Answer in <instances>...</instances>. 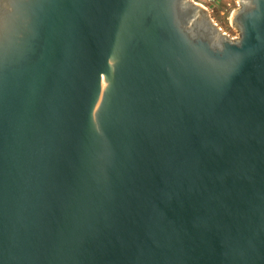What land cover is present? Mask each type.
I'll return each instance as SVG.
<instances>
[{"label": "water", "instance_id": "1", "mask_svg": "<svg viewBox=\"0 0 264 264\" xmlns=\"http://www.w3.org/2000/svg\"><path fill=\"white\" fill-rule=\"evenodd\" d=\"M204 20L0 0V264H264V0Z\"/></svg>", "mask_w": 264, "mask_h": 264}, {"label": "rangeland", "instance_id": "2", "mask_svg": "<svg viewBox=\"0 0 264 264\" xmlns=\"http://www.w3.org/2000/svg\"><path fill=\"white\" fill-rule=\"evenodd\" d=\"M204 6L213 29L220 31L223 36L225 33L229 37L239 36L241 28L234 23V19L241 10V0H220L211 6ZM200 8L203 6L200 5Z\"/></svg>", "mask_w": 264, "mask_h": 264}, {"label": "built area", "instance_id": "3", "mask_svg": "<svg viewBox=\"0 0 264 264\" xmlns=\"http://www.w3.org/2000/svg\"><path fill=\"white\" fill-rule=\"evenodd\" d=\"M192 1H193V3L195 5H202L203 7H205L204 4L206 6H211V5L217 3L220 0H192ZM224 35H226L229 39H234V40L237 39V38H239V36H240V34H239V36L229 37V35H227L226 33Z\"/></svg>", "mask_w": 264, "mask_h": 264}, {"label": "flooded vegetation", "instance_id": "4", "mask_svg": "<svg viewBox=\"0 0 264 264\" xmlns=\"http://www.w3.org/2000/svg\"><path fill=\"white\" fill-rule=\"evenodd\" d=\"M189 3H191L193 6H196L197 8L200 7V5H195L192 0H189ZM209 25H210V23L208 21H205L204 20L200 26L193 27V29L194 28L195 29H198L199 28V30H200V29H202L201 26H203L205 29H207V26H209Z\"/></svg>", "mask_w": 264, "mask_h": 264}]
</instances>
